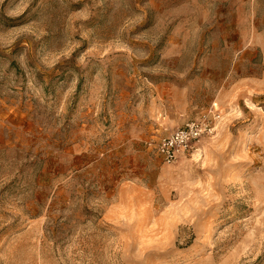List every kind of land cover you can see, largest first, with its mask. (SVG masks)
<instances>
[{"label": "rangeland", "instance_id": "rangeland-1", "mask_svg": "<svg viewBox=\"0 0 264 264\" xmlns=\"http://www.w3.org/2000/svg\"><path fill=\"white\" fill-rule=\"evenodd\" d=\"M0 264H264V0H0Z\"/></svg>", "mask_w": 264, "mask_h": 264}, {"label": "built area", "instance_id": "built-area-1", "mask_svg": "<svg viewBox=\"0 0 264 264\" xmlns=\"http://www.w3.org/2000/svg\"><path fill=\"white\" fill-rule=\"evenodd\" d=\"M209 133L205 120H191L159 138L154 149L163 164L173 165L190 154L200 138Z\"/></svg>", "mask_w": 264, "mask_h": 264}]
</instances>
